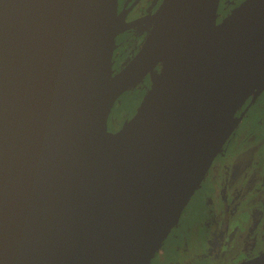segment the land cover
<instances>
[{
	"label": "water",
	"instance_id": "1",
	"mask_svg": "<svg viewBox=\"0 0 264 264\" xmlns=\"http://www.w3.org/2000/svg\"><path fill=\"white\" fill-rule=\"evenodd\" d=\"M220 1L161 0L113 74L119 0H0V264L152 262L264 90V0Z\"/></svg>",
	"mask_w": 264,
	"mask_h": 264
},
{
	"label": "flooded vegetation",
	"instance_id": "2",
	"mask_svg": "<svg viewBox=\"0 0 264 264\" xmlns=\"http://www.w3.org/2000/svg\"><path fill=\"white\" fill-rule=\"evenodd\" d=\"M160 1L161 0H119L118 13L130 26L116 37V47L113 54V74L120 71L140 49L152 24V22L148 20V17L157 9ZM242 1L243 0H221L216 23H219L223 19L226 12ZM128 34L133 36L132 39L134 41L130 46L127 45V39H125V36ZM160 74L161 65H158L133 86L144 85L143 89L145 95L141 100L142 102L156 84ZM263 97L264 90L253 102L251 101L252 98H250L239 109L237 115H240L251 103L242 121L223 146L205 179L196 190V192L199 190L201 191L208 183L216 185L213 188V197H209V194L206 196L209 204L205 210V218L202 221L198 220L199 223H197L196 218L202 215L198 213L191 221V224L195 225L194 229L197 234L196 240L197 243H199V245H196L197 249L186 251L183 259H181L177 256L176 252V249L178 250L180 248L179 245L172 249L170 244L165 240L166 242H163L162 248L158 251L150 264H198L201 260H204L202 261L203 264H237L254 258L264 252V234L259 231L264 225V212H260V209L264 207V134L263 138H251L247 131L241 128L247 116L253 112L255 106L257 107L261 103ZM134 112H136V110ZM125 119L115 122V127H111L112 119L110 116V128L114 131L118 130ZM262 121L264 122V120ZM231 140H235L236 143L229 145ZM231 146L237 148L238 156L230 153ZM231 150L234 151V147ZM249 150H252V152L245 153V151ZM191 202H189L190 204L188 203V208L191 207ZM186 207L185 209H187ZM229 215H233L234 217L227 227L226 237L224 236L218 241V246L220 250H225L226 253L227 251L230 252L226 254L224 251H219V253L214 254L212 241H215L217 238H215V235L209 236V226L213 221L225 224ZM177 224L175 226L176 228H173L174 231H171L172 234L170 233V238L174 236L175 230L178 227ZM249 225L254 227L251 232L256 234L255 241L257 240L259 242L257 247L251 246L252 244L249 241L253 236H247L249 233ZM189 231L192 232L190 229ZM241 233L242 235H240ZM230 235L232 236L230 237ZM229 237L233 240H237V250L235 253H232L229 249ZM186 239L191 242L194 240L190 237H186ZM206 242L209 245L208 248L207 244L205 245ZM202 243L204 245H202ZM211 252L213 253L211 254Z\"/></svg>",
	"mask_w": 264,
	"mask_h": 264
},
{
	"label": "rangeland",
	"instance_id": "3",
	"mask_svg": "<svg viewBox=\"0 0 264 264\" xmlns=\"http://www.w3.org/2000/svg\"><path fill=\"white\" fill-rule=\"evenodd\" d=\"M230 1H237V0H230ZM132 38H133V36L129 35V34L125 36V39H127L126 40L127 45L130 46L132 43H134ZM143 86L144 85L135 86V87L129 89V91L123 93L117 99V101L115 102V104L113 106L112 112H111V119H112L111 127H115V124H114L115 122H119V121L125 119L129 114L133 113L135 110H137L139 108V106L142 104L141 100H142L143 96L145 95ZM262 99H261L262 101L260 100L261 103L257 107L255 106L253 112H251L250 115L247 116V118L243 122V125L241 126V128H243L245 131H247V133L251 136V138L252 137L263 138L264 122L262 120H264V97ZM234 143H236V141L231 140L229 142V145L234 144ZM233 147H234V151L231 150ZM246 152L247 153L252 152V150L245 151V153ZM230 153L232 155H235V156L239 155L237 153V148L235 146H231ZM215 186H216L215 184L208 183L207 186H205L201 191L199 190L198 192L195 193V195L193 196V198L191 200L192 202L190 201L191 207L190 208H188V206L186 207L187 209H185V211L183 213V216H182L183 218L181 217V220L178 222L179 225L177 224L178 227L175 230L174 236L172 238H170L171 236H169L166 239L167 243L170 244L172 249H174L175 246L179 245L180 248L178 250L176 249V252H177V256L181 259H183L186 251H192L193 249H197L196 245H199V243H197V240H196L197 234L195 233V229H194L195 225H192L191 221L197 216L198 213H199V215H200V213L202 215L198 216L196 218L197 223H199L198 220L202 221L205 218V216H206V215H204L205 210L209 204V201L206 198V196L209 194L208 195L209 197H213V195H214L213 188ZM261 211L264 212V207H262L260 209V212ZM228 217L229 218H227L225 224L217 223L216 221H213L212 224L209 226V232H208L209 236L211 237V235H215V238H217V239L214 238L215 241H212L214 254L219 253V251H221V252L224 251L226 253L225 250H220V248L218 246V241L221 240L225 236V234L227 232V227H228L231 219L234 216L229 215ZM225 227H226V231H225ZM253 228L254 227L252 225H249V233L247 236L248 237L253 236V237H251V239H249V241L252 244L251 246L257 247V245H259V242L257 240L255 241V235L256 234L251 232V230ZM174 229H173V231H174ZM189 229L192 232H190ZM263 229H264V225L262 226L261 229H259V231L262 234H264ZM240 235H242V233ZM231 236L232 235H230V237ZM186 237L187 238L190 237L192 240L194 239L193 242H191L190 240H187ZM230 237L228 239L229 246H230L229 249L232 251V253H235L237 250V240H233ZM206 244H207V242L205 243V245ZM202 245H204V244L202 243ZM208 246L209 245L207 244V248H208ZM253 249H256V248H253ZM213 252H211V254ZM229 252L230 251H227L226 254H228ZM202 261H204V260L199 261L198 264H203Z\"/></svg>",
	"mask_w": 264,
	"mask_h": 264
}]
</instances>
